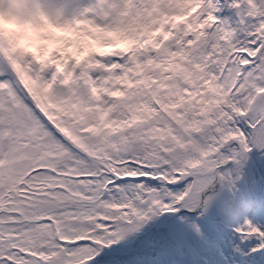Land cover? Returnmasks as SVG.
<instances>
[{
	"label": "snow or ice",
	"instance_id": "6c2138e0",
	"mask_svg": "<svg viewBox=\"0 0 264 264\" xmlns=\"http://www.w3.org/2000/svg\"><path fill=\"white\" fill-rule=\"evenodd\" d=\"M0 264H264V0H0Z\"/></svg>",
	"mask_w": 264,
	"mask_h": 264
}]
</instances>
